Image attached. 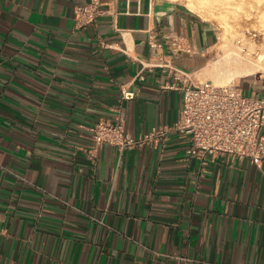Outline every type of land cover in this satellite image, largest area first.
Returning <instances> with one entry per match:
<instances>
[{
	"label": "crops",
	"instance_id": "1",
	"mask_svg": "<svg viewBox=\"0 0 264 264\" xmlns=\"http://www.w3.org/2000/svg\"><path fill=\"white\" fill-rule=\"evenodd\" d=\"M87 1L0 0V264H264V161L202 164L175 130L86 151L101 119L174 124L173 71L209 79L216 23L180 0H100L76 27Z\"/></svg>",
	"mask_w": 264,
	"mask_h": 264
},
{
	"label": "built area",
	"instance_id": "2",
	"mask_svg": "<svg viewBox=\"0 0 264 264\" xmlns=\"http://www.w3.org/2000/svg\"><path fill=\"white\" fill-rule=\"evenodd\" d=\"M100 0H89L74 6L76 27L95 22L100 13ZM177 39H173L176 44ZM175 82L168 88L182 91V105L178 120L170 126L155 127L133 136L125 127L120 115L113 120L101 119L88 127L90 147L86 149L92 162L97 149L104 143L120 150L157 145L171 130L187 134L190 139L186 153L195 156L202 164L208 157L225 156L228 160L248 159L258 168L264 161V94L246 95L236 82L217 84L210 79L194 82L188 72L174 69ZM261 77V76H260ZM180 83V85L177 84ZM124 98H132V91L122 90Z\"/></svg>",
	"mask_w": 264,
	"mask_h": 264
},
{
	"label": "rangeland",
	"instance_id": "3",
	"mask_svg": "<svg viewBox=\"0 0 264 264\" xmlns=\"http://www.w3.org/2000/svg\"><path fill=\"white\" fill-rule=\"evenodd\" d=\"M180 1H183L184 3L188 4V6L190 7L193 6L191 8L195 10L197 9V11L201 12L202 15L204 14L203 16L211 19L218 26L220 37L218 39V43L216 44V48L213 51L214 54L216 55L214 59L211 60L210 65L208 66L207 69H210L217 62L218 63H220V61L222 62L223 60L222 57L225 54V50L229 46H233V47L240 46L243 56L247 55L248 52H250L251 55L254 56L257 52L264 51V43H263L264 42V0H227V1L223 0V2L222 0H203L205 2L202 3L204 4V6L201 4L202 0H180ZM218 3L220 4L218 5ZM205 6L207 7L206 8L208 10L207 12L205 11L206 9H204ZM214 6L216 8H214ZM227 6L228 8H226ZM216 15H218V17ZM222 30H225L226 33L225 32L223 33ZM221 32L222 34H225V36H227L226 37L227 41H223V38L221 39L222 36V34H220ZM250 36L253 37L251 38ZM261 74L262 73L246 75L245 76L246 78L243 79L242 77L244 76L241 77L242 79L241 86L244 89V94L252 95L253 91L252 88H250L251 87L250 84H251V80L254 77H257L259 79L262 78L264 81V75ZM210 77L212 78V75ZM238 78L232 80L231 82H236ZM261 82L262 81L259 80V83L257 85V90L256 93H254V95L259 96L264 93V88L261 87Z\"/></svg>",
	"mask_w": 264,
	"mask_h": 264
},
{
	"label": "bare ground",
	"instance_id": "4",
	"mask_svg": "<svg viewBox=\"0 0 264 264\" xmlns=\"http://www.w3.org/2000/svg\"><path fill=\"white\" fill-rule=\"evenodd\" d=\"M203 2L204 1L202 0L201 4ZM222 2H223V0H222ZM219 4L220 3H218V5ZM202 5L204 6V4H202ZM191 7H193V6H191ZM223 7H224V5H223ZM206 8L207 7L205 6L204 9H206ZM214 8H216V7L214 6ZM226 8H228V6ZM196 11H197V9H196ZM205 11L207 12L208 10L206 9ZM215 12H216V9H215ZM199 13H201V12H199ZM211 14H213V13H211ZM216 16L218 17V15H216ZM225 23H228V22H225ZM222 31H223V33L225 32V30H222ZM220 34H222V32ZM226 37L227 36H225V34H222L221 39L223 38V41H227ZM246 43H244V44H246ZM224 47H227V46H224ZM222 59H223L222 62L221 61H220V63L217 62L210 69L207 70V73L205 72L206 75L209 76V79L213 80V82H215L217 84H226V83H229L238 77H242V76H246V75H250V74H255V73H257V74L262 73L261 75H264V51L257 52L254 56H252L251 53L248 52L247 55L243 56L240 46L239 47L238 46L237 47L236 46L235 47L229 46L226 48L225 54L223 55ZM211 75H212V78L210 77Z\"/></svg>",
	"mask_w": 264,
	"mask_h": 264
}]
</instances>
